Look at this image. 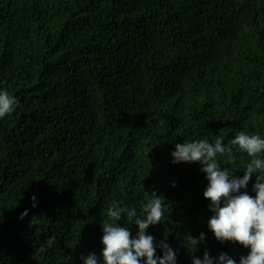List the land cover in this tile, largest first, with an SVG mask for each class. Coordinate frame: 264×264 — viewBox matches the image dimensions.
<instances>
[{
    "label": "trees",
    "instance_id": "trees-1",
    "mask_svg": "<svg viewBox=\"0 0 264 264\" xmlns=\"http://www.w3.org/2000/svg\"><path fill=\"white\" fill-rule=\"evenodd\" d=\"M0 87L19 98L0 117V264H83L108 205L139 210L147 190L166 213L148 231L178 264L185 233H206L197 255L247 252L208 228L206 175L171 151L264 135V0H0ZM232 147L219 158L243 175Z\"/></svg>",
    "mask_w": 264,
    "mask_h": 264
},
{
    "label": "clouds",
    "instance_id": "clouds-1",
    "mask_svg": "<svg viewBox=\"0 0 264 264\" xmlns=\"http://www.w3.org/2000/svg\"><path fill=\"white\" fill-rule=\"evenodd\" d=\"M19 104V98L0 87V117L12 113ZM231 145V146H229ZM246 151L249 159L243 164V175L236 169L222 163L220 156L226 161L235 160L234 147ZM173 162H199L201 171L205 173L208 183L203 195L210 198L208 207L211 216L207 226L221 242L236 241L241 243L247 252L239 258L227 251L213 255L205 248L202 256L197 255L198 246L206 239L201 231L198 236L184 234L185 245L191 255L192 264H264V135L260 132L238 131L225 143V137L216 134L177 142L171 151ZM255 174L252 184L253 195L247 190L250 178ZM176 182L173 181V184ZM33 207L37 199L33 194ZM28 209L21 212L27 215ZM105 219L102 225V250L81 253L83 264H178L177 249L166 239L156 241L148 231L165 217L164 202L155 190L145 192V201L139 210L135 205L113 202L104 210ZM122 214L124 223H119ZM133 225H136L133 234ZM166 235V234H165ZM56 240L49 236L37 249L44 252ZM160 249L162 254L158 253Z\"/></svg>",
    "mask_w": 264,
    "mask_h": 264
}]
</instances>
